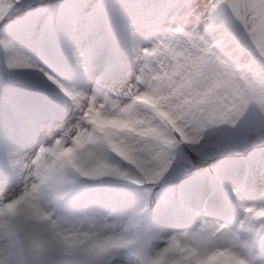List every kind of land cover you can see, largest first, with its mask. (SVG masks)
<instances>
[{"label":"snow or ice","instance_id":"6c2138e0","mask_svg":"<svg viewBox=\"0 0 264 264\" xmlns=\"http://www.w3.org/2000/svg\"><path fill=\"white\" fill-rule=\"evenodd\" d=\"M221 254L264 264V0H0V264Z\"/></svg>","mask_w":264,"mask_h":264},{"label":"clouds","instance_id":"9594fccd","mask_svg":"<svg viewBox=\"0 0 264 264\" xmlns=\"http://www.w3.org/2000/svg\"><path fill=\"white\" fill-rule=\"evenodd\" d=\"M123 2L127 4H135L137 0H123ZM19 87L22 92L26 93V92L31 91L24 85H20ZM90 119H92V122L96 124L98 127H101L104 129H108L112 123L111 121L105 119L101 114H98L96 112H93L91 114ZM208 264H239V262L233 260L231 257L227 255L221 254L218 257L210 260Z\"/></svg>","mask_w":264,"mask_h":264}]
</instances>
